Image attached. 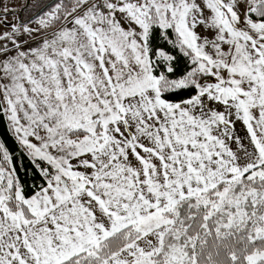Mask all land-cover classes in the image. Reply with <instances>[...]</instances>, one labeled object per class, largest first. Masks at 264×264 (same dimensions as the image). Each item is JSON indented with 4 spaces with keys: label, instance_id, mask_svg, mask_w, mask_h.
<instances>
[{
    "label": "snow or ice",
    "instance_id": "6c2138e0",
    "mask_svg": "<svg viewBox=\"0 0 264 264\" xmlns=\"http://www.w3.org/2000/svg\"><path fill=\"white\" fill-rule=\"evenodd\" d=\"M0 264H264V0H0Z\"/></svg>",
    "mask_w": 264,
    "mask_h": 264
}]
</instances>
